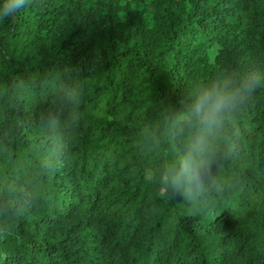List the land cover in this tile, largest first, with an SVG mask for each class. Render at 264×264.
I'll list each match as a JSON object with an SVG mask.
<instances>
[{
    "label": "trees",
    "instance_id": "1",
    "mask_svg": "<svg viewBox=\"0 0 264 264\" xmlns=\"http://www.w3.org/2000/svg\"><path fill=\"white\" fill-rule=\"evenodd\" d=\"M250 77L199 197L160 199L192 134L172 118ZM0 264H264V0H32L0 20Z\"/></svg>",
    "mask_w": 264,
    "mask_h": 264
},
{
    "label": "clouds",
    "instance_id": "2",
    "mask_svg": "<svg viewBox=\"0 0 264 264\" xmlns=\"http://www.w3.org/2000/svg\"><path fill=\"white\" fill-rule=\"evenodd\" d=\"M32 0H0V20L13 17L28 7ZM259 81L248 78L239 88L227 83L213 82L199 89L190 103L172 118V127L183 135L191 131V137L177 159L169 161L159 174L157 196L165 201L176 195L185 201H195L210 178L214 158L218 152L217 136L225 119L234 109L241 91L251 90ZM68 105L80 102V91L73 87L65 92ZM203 209H196L198 214Z\"/></svg>",
    "mask_w": 264,
    "mask_h": 264
},
{
    "label": "rangeland",
    "instance_id": "3",
    "mask_svg": "<svg viewBox=\"0 0 264 264\" xmlns=\"http://www.w3.org/2000/svg\"><path fill=\"white\" fill-rule=\"evenodd\" d=\"M213 54V52H211Z\"/></svg>",
    "mask_w": 264,
    "mask_h": 264
}]
</instances>
